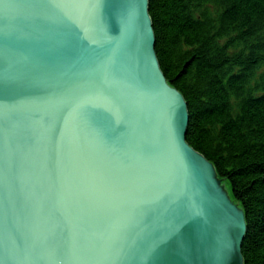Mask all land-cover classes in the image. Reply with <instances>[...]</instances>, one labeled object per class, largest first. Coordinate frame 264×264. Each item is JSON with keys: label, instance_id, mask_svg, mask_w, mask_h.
<instances>
[{"label": "water", "instance_id": "water-1", "mask_svg": "<svg viewBox=\"0 0 264 264\" xmlns=\"http://www.w3.org/2000/svg\"><path fill=\"white\" fill-rule=\"evenodd\" d=\"M149 1L0 0V264H243Z\"/></svg>", "mask_w": 264, "mask_h": 264}, {"label": "trees", "instance_id": "trees-1", "mask_svg": "<svg viewBox=\"0 0 264 264\" xmlns=\"http://www.w3.org/2000/svg\"><path fill=\"white\" fill-rule=\"evenodd\" d=\"M148 16L186 143L243 212V264H264V0H150Z\"/></svg>", "mask_w": 264, "mask_h": 264}, {"label": "rangeland", "instance_id": "rangeland-1", "mask_svg": "<svg viewBox=\"0 0 264 264\" xmlns=\"http://www.w3.org/2000/svg\"><path fill=\"white\" fill-rule=\"evenodd\" d=\"M223 185H224V187L226 188V190H227V193L229 194V186L227 185V183H223ZM230 195V194H229ZM230 197V199L232 200V198H231V195L229 196ZM233 201V200H232ZM234 202V201H233ZM234 203H236V202H234Z\"/></svg>", "mask_w": 264, "mask_h": 264}, {"label": "bare ground", "instance_id": "bare-ground-1", "mask_svg": "<svg viewBox=\"0 0 264 264\" xmlns=\"http://www.w3.org/2000/svg\"><path fill=\"white\" fill-rule=\"evenodd\" d=\"M229 195V194H228ZM230 196V195H229Z\"/></svg>", "mask_w": 264, "mask_h": 264}]
</instances>
